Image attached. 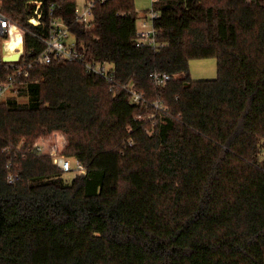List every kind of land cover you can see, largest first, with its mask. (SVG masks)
I'll use <instances>...</instances> for the list:
<instances>
[{
  "label": "trees",
  "instance_id": "16d2710c",
  "mask_svg": "<svg viewBox=\"0 0 264 264\" xmlns=\"http://www.w3.org/2000/svg\"><path fill=\"white\" fill-rule=\"evenodd\" d=\"M30 1L0 0L26 50L56 3L115 86L54 60L0 102V264H264V0H156L155 48L139 43L135 0L97 3L90 27L77 0H40L33 26ZM210 58L218 77L194 80L191 61ZM54 133L85 169L71 183L35 148Z\"/></svg>",
  "mask_w": 264,
  "mask_h": 264
},
{
  "label": "built area",
  "instance_id": "2783aa9c",
  "mask_svg": "<svg viewBox=\"0 0 264 264\" xmlns=\"http://www.w3.org/2000/svg\"><path fill=\"white\" fill-rule=\"evenodd\" d=\"M108 0H77L75 9L76 20L87 26H92L94 20L93 10L97 3L103 4ZM156 0H153V3ZM60 6L56 3H52L48 7L49 24L46 32L42 34H35V37L40 42L38 46H34L26 50L24 41V28L18 23L12 22L7 18L0 6V33L6 36L7 41L4 42L3 57L11 56L13 54H19V58L16 61L7 62L13 69V73L8 78L0 82V102L5 101L7 97L12 93L13 85L18 77L28 76L29 72L39 64H49L54 60H64L70 62L85 63V68L90 74L98 75L102 77L110 86V90H114L115 76L113 73V65L107 62H87L84 52L77 44L76 39L71 35L69 28L66 24L56 16V11ZM29 11L32 13L31 18L28 20L30 24L36 27L43 26L44 16V2L40 0H32L28 4ZM159 16L158 12L154 9L151 11V17L153 20V26L148 25L147 22H141L139 26L137 24V36L139 43L142 46L158 47L159 44L156 40V30L154 27V20ZM20 37V47L13 53L6 51V44L11 42L14 38ZM4 61V60H3ZM86 61V62H85ZM5 62V61H4ZM153 80L163 85L170 76L167 74H152ZM131 101L134 104L143 103V95L139 93L134 84L130 85ZM145 104V103H143ZM158 108L159 104L155 103ZM55 136L61 138L63 143L61 144H49L47 140L41 139L35 144V148L41 155H49L53 159V163L64 173L72 170V164L68 157L63 154V147L65 139L63 136L56 134ZM78 170L80 174L85 173L84 167L78 163ZM12 182V179H11Z\"/></svg>",
  "mask_w": 264,
  "mask_h": 264
},
{
  "label": "rangeland",
  "instance_id": "374dc122",
  "mask_svg": "<svg viewBox=\"0 0 264 264\" xmlns=\"http://www.w3.org/2000/svg\"><path fill=\"white\" fill-rule=\"evenodd\" d=\"M135 8L139 14V19L137 22L139 26L143 22H147L148 25L153 26V20L151 17V11L154 9L153 0H135ZM190 72L194 80L216 79L218 77L217 59L210 58V59L193 60L190 63ZM56 134L62 136L61 133H54L50 138H48L49 140H47L49 144L63 143L61 138L55 136ZM41 139H39L38 141H41ZM69 160L72 164V170L67 173H64V178L67 183H71L72 180L76 177V175L80 174V171L77 168L78 167L77 160L75 158H69Z\"/></svg>",
  "mask_w": 264,
  "mask_h": 264
},
{
  "label": "bare ground",
  "instance_id": "6f19581e",
  "mask_svg": "<svg viewBox=\"0 0 264 264\" xmlns=\"http://www.w3.org/2000/svg\"><path fill=\"white\" fill-rule=\"evenodd\" d=\"M20 37L14 38L11 42H8L6 44V51L8 53H13L15 50H17L20 47Z\"/></svg>",
  "mask_w": 264,
  "mask_h": 264
},
{
  "label": "water",
  "instance_id": "95a60500",
  "mask_svg": "<svg viewBox=\"0 0 264 264\" xmlns=\"http://www.w3.org/2000/svg\"><path fill=\"white\" fill-rule=\"evenodd\" d=\"M18 58H19V54H13V55H11V56H4V57H3V60H4L5 62H12V61H16V60H18Z\"/></svg>",
  "mask_w": 264,
  "mask_h": 264
}]
</instances>
